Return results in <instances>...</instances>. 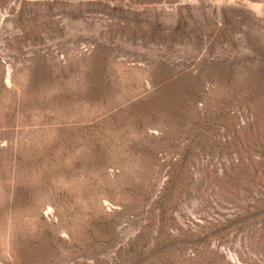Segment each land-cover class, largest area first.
Listing matches in <instances>:
<instances>
[{
  "label": "rangeland",
  "instance_id": "rangeland-1",
  "mask_svg": "<svg viewBox=\"0 0 264 264\" xmlns=\"http://www.w3.org/2000/svg\"><path fill=\"white\" fill-rule=\"evenodd\" d=\"M0 264H264V0H0Z\"/></svg>",
  "mask_w": 264,
  "mask_h": 264
}]
</instances>
